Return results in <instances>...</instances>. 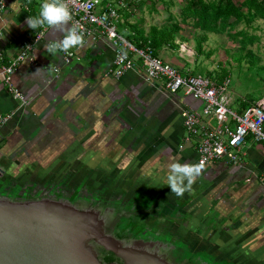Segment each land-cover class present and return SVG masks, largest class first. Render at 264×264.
Here are the masks:
<instances>
[{
  "label": "crops",
  "instance_id": "0c3cea01",
  "mask_svg": "<svg viewBox=\"0 0 264 264\" xmlns=\"http://www.w3.org/2000/svg\"><path fill=\"white\" fill-rule=\"evenodd\" d=\"M115 1L102 0V4ZM154 1L131 0V6L124 8L126 14L116 21V31L119 20L130 22V28L137 24L144 36L150 26L159 29L166 24H178L179 29L160 44L155 55L182 72H195L198 67L194 66V59L184 60L178 47L181 42L192 40L194 54L196 29L190 28L191 39L186 38L176 19H169L170 12L162 22H144L143 14L154 10ZM4 3L0 65L16 55L21 41L38 30H42V35L30 52L33 63L21 61L10 76L25 103L14 99L0 81V116L8 115L0 125V184H4L0 188L13 185L17 189V184L43 183L58 175L73 177V172L79 177L72 179L74 182L89 184L84 179L91 174L100 178L117 170L120 179H125L144 171L145 177L156 173L170 195V165L197 163L194 143L178 147L184 137L179 111L199 110L201 101L180 90L168 94L157 84L146 82L138 66L118 78L108 75L112 49L99 38H87L82 48L71 49L67 62L63 52L51 55L45 46L61 40L64 33L46 25L34 31L26 24L29 16H38L43 0ZM160 3L165 7L171 5L163 0ZM259 43H255L256 49ZM258 66L264 68V63ZM225 77L228 73L219 81ZM227 97L228 107L237 113L260 98L247 101L240 97L234 102L230 92ZM239 155L236 164L218 160L203 165V173L190 191L182 197H170L167 204L173 209L169 213L173 218L163 219H173L177 226H173L172 233L193 248L202 245V249L212 253L230 249L237 257L248 244L252 246L249 254L258 264H264V243L256 245L257 239L264 238V142L247 135ZM243 215L249 220L243 219ZM188 235L191 236L187 238ZM239 235L243 237L239 239Z\"/></svg>",
  "mask_w": 264,
  "mask_h": 264
},
{
  "label": "water",
  "instance_id": "95a60500",
  "mask_svg": "<svg viewBox=\"0 0 264 264\" xmlns=\"http://www.w3.org/2000/svg\"><path fill=\"white\" fill-rule=\"evenodd\" d=\"M107 179L98 178L95 184L106 187ZM17 185L10 191L0 188V264H258L254 258L229 260L193 248L172 229L160 226L164 217L173 218L165 192L158 201L153 190L146 191L143 210L125 197L30 194L25 189L33 186ZM127 218L136 222L122 225ZM163 231L168 237L160 234Z\"/></svg>",
  "mask_w": 264,
  "mask_h": 264
},
{
  "label": "built area",
  "instance_id": "2783aa9c",
  "mask_svg": "<svg viewBox=\"0 0 264 264\" xmlns=\"http://www.w3.org/2000/svg\"><path fill=\"white\" fill-rule=\"evenodd\" d=\"M125 2L117 0L102 4V0H66L73 17L70 25L78 24L85 39L94 41L99 38L109 44L113 56L106 72L108 75L118 78L123 72L138 66L146 82L157 84L168 94L180 90L201 101L199 110L180 109L184 137L178 147L186 142L194 143L196 162H202L203 165L218 160L236 164L240 160V146L247 135L254 141L264 142V94L257 101L249 103L241 113H237L228 107L227 77L216 82L204 75L181 73L175 66L152 55L149 48H136L116 31V8L124 7ZM4 6V0H0V20ZM41 35L42 30H38L29 39L21 41L16 55L7 64L0 65V81L22 105L25 99L12 85L10 76L21 61L33 63L30 52ZM63 54L67 62L72 51ZM7 118L8 115L0 116V125Z\"/></svg>",
  "mask_w": 264,
  "mask_h": 264
},
{
  "label": "rangeland",
  "instance_id": "374dc122",
  "mask_svg": "<svg viewBox=\"0 0 264 264\" xmlns=\"http://www.w3.org/2000/svg\"><path fill=\"white\" fill-rule=\"evenodd\" d=\"M163 1L164 2L166 1L168 3L171 2L170 3L171 5L169 7L166 6L168 7V9L165 10L166 8L165 4H161L160 0H155L154 1L155 6L152 7V9L154 10L152 12H148V15H146V12L143 14L145 15L143 17L144 22L150 23V24H156V23L162 22L165 15H167V12L177 13L183 2L182 0H163ZM233 1H239V0H233ZM137 12L139 13V11ZM121 19L123 20V18ZM175 19L179 23V17H176V14H175ZM129 23L130 22H126V21L120 22L119 20V22L117 23V32L120 33L124 37L129 36V34L132 31ZM255 24L258 26V28L254 30L253 27ZM179 25L182 28V30H184L185 37L191 39V35H190L192 31L190 29L191 26L189 24H184V23L183 24L179 23ZM235 28L245 29L248 34H257L258 36H260L259 37L260 43L258 45V49H256L255 43H252L251 45H247V48L252 50V52H254L259 57V61H257L256 64H255V61L249 62L246 55H244L245 49L240 50L238 48V43L236 41L230 40V38L226 35L225 32L207 33L208 41L207 43L206 42L203 43V46H204V50H208V49L210 50L207 51L208 54L199 55L197 56L196 59L192 51V40L181 42L178 48L181 49L180 50L182 52L181 55L184 60L190 59L191 61H193L194 59L195 61L194 66L198 67V69H196L195 71L196 75L203 76L205 73L204 70L205 71H212V70L217 71L219 70L220 67H224L228 71L229 82L227 85V90L228 92H230V95L234 102L240 100V97H243V99L247 101L256 100L259 97L261 98L264 94L263 93L264 92V68H260L258 66V64L264 63V47L262 46V44H264V38L261 35V30L264 29V26L259 22H254L249 26H246L245 24L240 23ZM199 67H201V69ZM109 174L110 173H108L106 176H103L102 178H107ZM112 174L113 175L116 174V171H112ZM72 175H73V179L79 178L74 172ZM93 175L94 174H91L90 176H93ZM116 177L118 178V180L119 178H121L119 174ZM3 185L4 184H0V187ZM151 185H154V184H151ZM107 188H104V189L106 190ZM157 200L159 201L158 198ZM168 211L169 210H167V212ZM242 218L247 221L249 220L248 219L249 217L245 215H243ZM172 220L173 219H169V220L162 219L161 220L162 223H160V226L164 225L166 228L173 230V228L176 227L177 225L173 224ZM135 222H136L135 218L134 220L132 218H127L124 221H121V224L123 225L126 223V224L131 225ZM160 234H164L166 237H168V234L166 231L160 232ZM189 236L191 235H188L186 237L189 238ZM242 237L243 236L241 235L238 236L239 239H241ZM263 243H264V238H260L256 240V245L263 244ZM199 247L205 248L202 245ZM246 249L248 248H246L245 246L243 250H241V252L246 251ZM215 252L220 253L224 255L225 257H228L227 259L229 260L234 259L235 256L237 255L234 253L235 251H232L230 249L220 250V251H215ZM209 258H211V256H209ZM236 258L240 260L243 258V255L239 254Z\"/></svg>",
  "mask_w": 264,
  "mask_h": 264
},
{
  "label": "trees",
  "instance_id": "16d2710c",
  "mask_svg": "<svg viewBox=\"0 0 264 264\" xmlns=\"http://www.w3.org/2000/svg\"><path fill=\"white\" fill-rule=\"evenodd\" d=\"M182 1L183 2L179 8V11L175 14L176 17H179V23L189 24L191 28H194L197 31L193 35V49L195 56L208 54L203 48V43L207 40V33L225 32L230 40L236 41L238 43V48L240 50L245 49L244 55H246L249 62L255 61L256 64V62L259 60V57L254 52H252V50L247 48V45L258 43L260 36L257 34H248L245 29H236L235 27L240 23L249 26L254 22H259L264 26V0ZM125 3L126 4L124 7L116 8L118 17H121V15L124 16L126 14L124 8L131 6V0H127ZM168 17L169 19H174L175 15L173 16V14L170 13ZM257 28L258 26L255 24L253 29L255 30ZM178 29V24L175 23L166 24L164 25V28L160 27L159 29L154 26H150L148 29V34L144 36L139 32L140 30L136 24L133 25L131 33L129 36L125 37V39L136 48H149L152 55L156 56L155 53L160 44L165 42V39H171L172 34ZM262 30L263 31H261V35L264 38V29ZM179 71L181 73L196 75L195 72L191 71ZM227 73L228 71L224 67H221L218 71H205L204 76L219 82V78L225 76ZM249 103L253 102L251 101Z\"/></svg>",
  "mask_w": 264,
  "mask_h": 264
},
{
  "label": "clouds",
  "instance_id": "9594fccd",
  "mask_svg": "<svg viewBox=\"0 0 264 264\" xmlns=\"http://www.w3.org/2000/svg\"><path fill=\"white\" fill-rule=\"evenodd\" d=\"M73 20L71 10L66 0H43L38 16H29L27 26L36 31L45 25L48 28L63 32L61 40L48 43L45 48L51 55L59 52L69 53L74 48H82L85 45L83 30L78 24H71ZM70 25V26H69ZM203 173V163H172L167 185L171 193L176 197H182L186 191H190L198 176Z\"/></svg>",
  "mask_w": 264,
  "mask_h": 264
},
{
  "label": "flooded vegetation",
  "instance_id": "af4514ba",
  "mask_svg": "<svg viewBox=\"0 0 264 264\" xmlns=\"http://www.w3.org/2000/svg\"><path fill=\"white\" fill-rule=\"evenodd\" d=\"M143 172L144 171L139 172V174L138 172H136L135 177L127 176L125 179L119 178V180L116 177L119 174L117 170H116V174L114 175L112 174V171L108 172L110 173V176L108 178L109 181H107V185H105L106 187H103L100 184H95L96 183L95 180L99 178L98 176H95V174L93 176H89L88 179H84V180H88L89 184H85L86 182L82 181L80 184H77V185H75L76 182H72L74 180H72L73 177L71 175L64 176V178H61L62 176L58 175L57 177L56 176L51 177L50 180H54V181L50 182V184L47 186L31 185L33 187L25 189V191L26 193H30V194L31 193L39 194V193H43L46 191H51V192H55L58 194L60 193L59 195H64L68 193L70 197L86 196V197H95L97 199L104 198V197L117 198L119 196V197H125L126 198L125 202H127L128 200L130 201L134 199L137 202L138 206H141V208L144 210L143 205L145 204L144 198H145L146 191L153 190L154 192H152V194H154L156 198H160V196L163 195V192L166 191L167 193L168 188L165 189V186L160 182V179L157 178L156 173H154V175L152 173H149L147 177H145ZM60 178L62 179L63 183L59 181ZM70 184H73V185H70ZM151 184H154V185H151ZM4 188L10 191L14 189V186L6 185L4 186ZM104 188H107V189L105 190ZM171 194L170 196L169 195L168 196L169 197L175 196L174 194L172 195ZM131 205L132 204H130L129 206ZM246 248L248 249H246V251L242 253L243 255V258L241 259L242 262L255 258L253 257L252 254H249L251 253L250 249L252 248V246L247 244ZM217 256H220V254H217ZM105 259L110 260L111 257L105 256Z\"/></svg>",
  "mask_w": 264,
  "mask_h": 264
}]
</instances>
